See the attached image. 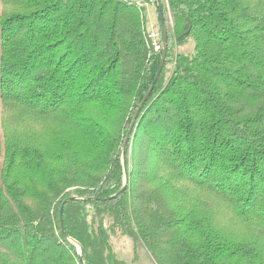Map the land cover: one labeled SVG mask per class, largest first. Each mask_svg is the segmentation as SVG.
<instances>
[{
    "label": "trees",
    "instance_id": "obj_1",
    "mask_svg": "<svg viewBox=\"0 0 264 264\" xmlns=\"http://www.w3.org/2000/svg\"><path fill=\"white\" fill-rule=\"evenodd\" d=\"M146 1L0 0V264H264V0Z\"/></svg>",
    "mask_w": 264,
    "mask_h": 264
},
{
    "label": "rangeland",
    "instance_id": "obj_2",
    "mask_svg": "<svg viewBox=\"0 0 264 264\" xmlns=\"http://www.w3.org/2000/svg\"><path fill=\"white\" fill-rule=\"evenodd\" d=\"M148 2L149 5L146 10L145 24L147 29L150 30L152 24H157L158 27L159 25L156 14V4L150 0ZM114 243L119 255L124 258L128 264H157L149 255L146 247L142 244L135 249L132 241L127 238L115 239Z\"/></svg>",
    "mask_w": 264,
    "mask_h": 264
},
{
    "label": "water",
    "instance_id": "obj_3",
    "mask_svg": "<svg viewBox=\"0 0 264 264\" xmlns=\"http://www.w3.org/2000/svg\"><path fill=\"white\" fill-rule=\"evenodd\" d=\"M157 5H158L159 14H160V17H161V22H162V25L164 26V24H165V23H164V12H163V7H162V4H161L160 0H157ZM165 53H166V46L164 47V50H163L162 62H161V65H160L159 71H158V73H157L156 79H158V77H159V75H160V73H161V71H162V69H163V66H164V64H165V57H166V54H165ZM139 110H140V109H139ZM139 110H138V112H139ZM138 112L136 113V115H135V117H134V119H133V121H132V124H131V126H130V130H129L128 135H127V138H126L125 146H126V144H127V142H128V139H129L130 133H131V131H132V129H133V126H134V123H135V121H136V117H137V115H138ZM125 183H127V175H126ZM125 186H126V184H125ZM125 186L122 188L121 191L124 190ZM62 209H63V208H61V218H62Z\"/></svg>",
    "mask_w": 264,
    "mask_h": 264
},
{
    "label": "built area",
    "instance_id": "obj_4",
    "mask_svg": "<svg viewBox=\"0 0 264 264\" xmlns=\"http://www.w3.org/2000/svg\"><path fill=\"white\" fill-rule=\"evenodd\" d=\"M144 5L147 7L149 5V2L146 1L144 2ZM149 36L152 39V43L156 49H160L162 44L159 40L160 32H159V27L157 24H152L151 29L149 30Z\"/></svg>",
    "mask_w": 264,
    "mask_h": 264
}]
</instances>
